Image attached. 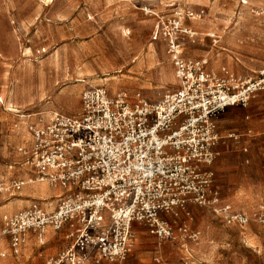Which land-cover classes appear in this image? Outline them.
I'll use <instances>...</instances> for the list:
<instances>
[{"label":"built area","instance_id":"2783aa9c","mask_svg":"<svg viewBox=\"0 0 264 264\" xmlns=\"http://www.w3.org/2000/svg\"><path fill=\"white\" fill-rule=\"evenodd\" d=\"M175 15L154 36L168 42L175 91L152 101L141 91L110 94L89 87L81 94L79 113L54 111L48 120L29 125L31 141L17 151L35 179L62 194L52 210L34 199L18 214L5 216L0 241L15 254L31 232L42 236L52 227L66 229L69 245L47 264H118L131 251L135 224L148 226L160 239H174L173 226L162 216L188 202L211 207L228 224L249 223L246 214L221 202L208 167L216 158V118L264 90V69L241 80L226 69L222 76L209 71L205 58H186L182 40L196 33L183 27L181 12ZM24 184L14 179L7 186L0 179V193ZM256 216L264 227V211ZM180 231L183 239L200 234L186 226Z\"/></svg>","mask_w":264,"mask_h":264},{"label":"rangeland","instance_id":"374dc122","mask_svg":"<svg viewBox=\"0 0 264 264\" xmlns=\"http://www.w3.org/2000/svg\"><path fill=\"white\" fill-rule=\"evenodd\" d=\"M173 2L176 1L0 0V98L3 97V101L0 100V179L7 186L18 177L15 172L22 167L17 149L22 146L23 131L20 128L25 124L23 121H26V126L30 120L45 121L52 111L79 113L76 94L79 88L103 86L130 93L141 91L152 101L178 88L168 42L160 34L154 39L158 26L170 25L176 16L175 11L184 14V28L197 32L193 38H183L184 56L207 59L208 69L218 70L227 65L228 55L233 56L230 49L225 44L215 45L213 38L218 42V36L213 31L207 35L197 27L198 22L214 20L211 8L215 0L205 6L177 0L174 6H168ZM247 3L244 5L243 0L221 1L218 6L220 12L229 9L235 15V22H229L230 26L225 30L227 33L233 27L240 29L243 14L250 17L251 24L257 27L264 25V15H258L263 8L249 7ZM188 12L195 14L193 21L188 18ZM196 14H200L202 19ZM262 42H258L257 49L262 47ZM244 55L249 63L241 62L240 73L234 77L241 80L258 77L264 68V52ZM10 106L17 110H11ZM23 129L26 132L25 125ZM25 172L22 169L19 175L23 176ZM227 177L224 171L219 183L227 186ZM215 182L216 177L213 176V186ZM25 190L30 193L40 191L33 183ZM55 191L56 188L51 187L46 194L52 196ZM218 194L234 211L250 218L247 226L264 230L256 216L264 211V192ZM20 199L26 200L14 198L6 192L0 193V232L4 229L5 216L18 212H10L8 206L12 202H23ZM54 204L50 202L47 206ZM162 217L175 231V238L169 241L181 244L180 227L186 226L189 232H200L197 237L188 239L192 243H201L205 237H209L207 244L217 242L216 264L234 263L231 260L233 252L246 259L248 264H259L250 254L252 251L246 250L238 240L241 236L238 228L242 226L228 224L223 215L209 206L188 202ZM133 236L131 251L118 264H158V260L159 264H184L182 255L167 257L161 253L160 246L167 240L151 233L148 226L136 224ZM41 241L38 233L32 234L18 254L10 244L1 246L0 264H47L49 256L69 245L68 241L64 247L60 236L44 243ZM3 252L5 256H2ZM207 262L201 260V264ZM101 264L114 263L103 261Z\"/></svg>","mask_w":264,"mask_h":264},{"label":"crops","instance_id":"0c3cea01","mask_svg":"<svg viewBox=\"0 0 264 264\" xmlns=\"http://www.w3.org/2000/svg\"><path fill=\"white\" fill-rule=\"evenodd\" d=\"M175 1L177 2V0ZM210 1L211 0H186L188 4L194 6H205L210 4ZM221 1L224 0H215L211 8V14L215 16L214 20L212 19L211 22H198L197 27H199L202 32L207 35L210 31H213L218 36V42H216L215 38H213L215 45L219 43L225 44L226 47L229 48L233 53V56L228 55L227 65L217 68L218 70H215V68L211 66L212 68L209 67L208 70L222 76L225 75L223 69H226L228 75L235 76L240 73L241 62L249 63V59H247L248 57L244 55L245 53L264 52V25L262 24V26L257 27L251 24L250 17H247L245 14H243L240 29L233 27V29H230L227 33L225 30L230 26L229 22H235V15L229 9H227L226 12L221 13V9L218 8ZM176 2H173L168 6H174ZM243 2L245 3L244 5L248 4L247 2H249V7L254 6L259 9L263 8L262 10H264V0H243ZM194 18L195 17H192L190 20L193 21ZM223 36H225L224 39ZM261 40L263 41L262 47L260 46L259 49H257L256 46H258L257 44ZM240 57L244 58L245 60L241 61L242 59ZM215 66H217V64ZM85 89L82 90V88H79L76 90L79 106L81 94ZM107 90L110 94H115L119 91L127 92L126 90L121 89ZM15 91L18 92L17 89ZM64 95H62V97ZM53 112L54 111H52L45 119L48 120ZM38 121L39 119L30 120V124L36 123ZM23 122L25 123L23 126L25 125L26 132L22 126L20 129L23 131V135L20 145L26 146L29 145L31 141V134L28 129L30 124L26 126V121ZM216 126L218 135V141L214 147L216 158L212 165L208 167V170L211 171L213 176L216 177V182L213 186L214 189L217 192H264V90L254 94L246 106L237 104L227 107L216 118ZM18 154L20 155V153ZM20 158L22 161V167L15 172L18 174V177L15 178V180H24L25 184L19 191L5 192L9 193L14 198H26V200L20 199L23 201L21 203L12 202L10 205H12L13 208L10 212L18 211L16 213L18 214L25 208L29 207L34 199L43 200L45 206L48 209H54L59 202V197L62 194V190L56 188V191L52 196L47 194V196L44 198L39 196L41 190L33 193L26 191L25 188L27 185L32 184V182L41 183L42 181L32 179L33 175L30 174L29 168L24 163L23 157L21 155ZM22 169H25L26 172L23 176H20L19 174L21 173ZM224 171H226L228 174L227 186L219 183L221 180L220 176L224 174ZM11 174L15 175L14 173ZM42 183L46 184L48 189L53 187L46 181ZM50 202H54L55 204L52 207H49L47 205ZM221 202L225 203L222 200ZM227 202L229 203L230 201ZM235 211L237 212V210ZM240 226L242 227L238 229L241 236L238 238V240L244 245V247H246V250L252 251L250 254H252V256L259 261V264H264V230L257 226H247V224ZM195 231L199 232V230ZM32 234L37 233L31 232L28 236V239L30 236H32ZM56 236H60V239L64 242L65 247L68 243L66 238V229L56 231L52 227H48L46 228L42 237H44V241H48ZM208 238L209 237L203 238L201 243H192V240L181 239V244L179 245L169 241L171 240L169 239L161 244L160 251L162 254L167 255V257L173 254L182 255L184 264H201V260L208 261V264H216L218 262V258H216V252L219 244L217 242L207 244L209 240ZM5 245H8L6 240H1L0 247ZM51 256H49L48 259ZM231 260L234 261L232 264H248L246 259L239 258V255L234 252L232 253Z\"/></svg>","mask_w":264,"mask_h":264},{"label":"bare ground","instance_id":"6f19581e","mask_svg":"<svg viewBox=\"0 0 264 264\" xmlns=\"http://www.w3.org/2000/svg\"><path fill=\"white\" fill-rule=\"evenodd\" d=\"M149 12V11H148ZM196 16H198L199 18H201L202 19V16L200 15V14H196ZM182 17V16H181ZM193 17H195V15L193 16ZM183 18V17H182ZM192 18V17H191ZM122 35H123V33H121ZM157 39V38H156ZM157 46V45H156ZM155 52V51H154ZM157 54V53H156ZM167 73H168V71H167ZM169 76V75H168ZM10 94V93H9ZM3 97H1L0 98V100L1 101H3V99H2ZM10 103V102H9ZM7 104V103H6ZM10 109L11 110H14V111H16L17 110V108L16 107H14V106H10ZM19 111V110H18ZM36 180V179H35ZM38 180V179H37ZM39 181H41V180H39ZM42 182H45V181H42ZM27 183V182H26ZM36 187H38L40 190H41V193H40V197H42V198H44L45 196H47V192H46V190L48 189L47 188V186L45 185V184H42V183H40V182H32ZM31 191V190H30ZM27 194V193H26ZM34 196V195H33ZM12 205H9L8 206V209L9 210H12ZM43 236V235H42ZM41 236V243H44V237H42Z\"/></svg>","mask_w":264,"mask_h":264}]
</instances>
